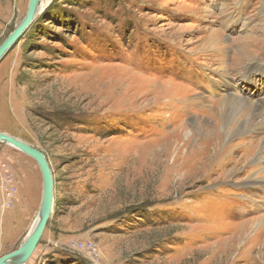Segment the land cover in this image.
<instances>
[{
    "label": "rangeland",
    "instance_id": "obj_1",
    "mask_svg": "<svg viewBox=\"0 0 264 264\" xmlns=\"http://www.w3.org/2000/svg\"><path fill=\"white\" fill-rule=\"evenodd\" d=\"M28 4L0 0V45ZM227 94L240 135H219L206 169ZM253 105L264 115V0H48L0 61V133L40 151L54 183L26 264H251L264 247V190L241 188L264 177L260 119L240 130ZM194 169L210 177L190 182ZM41 198L35 161L0 143V258Z\"/></svg>",
    "mask_w": 264,
    "mask_h": 264
},
{
    "label": "water",
    "instance_id": "obj_2",
    "mask_svg": "<svg viewBox=\"0 0 264 264\" xmlns=\"http://www.w3.org/2000/svg\"><path fill=\"white\" fill-rule=\"evenodd\" d=\"M37 5L38 0H29L24 19L0 45V61L33 22L36 16ZM0 143L13 148L34 160L42 178V198L38 211V219L36 218L37 220L31 227L20 247L16 251L0 258V264H26L36 250L52 214L54 203L53 178L46 158L40 151L3 133H0Z\"/></svg>",
    "mask_w": 264,
    "mask_h": 264
},
{
    "label": "bare ground",
    "instance_id": "obj_3",
    "mask_svg": "<svg viewBox=\"0 0 264 264\" xmlns=\"http://www.w3.org/2000/svg\"><path fill=\"white\" fill-rule=\"evenodd\" d=\"M47 1L48 0H38V5H37V9H36V15L40 13L41 9L47 4ZM250 52L253 53L254 51L251 50ZM241 104H242V101L239 100V99H237L234 95H228V94L225 95V97H224V99L222 101V106H220V107H222V108H220L221 109V112H218L217 113V117L215 119V123L211 127V130L209 132H207L214 139H213V141L211 143V147L204 153V156H203L206 159V161H210L209 164H207L205 166L206 169L208 168V166H210V165L212 166V164L215 165L217 163V159L219 157V156H217L218 153H219L218 148L220 147V144H221V138H220L219 135H222L223 138L225 137V139L235 138L236 136H239L240 135V133L234 132L233 129L231 130L229 128V123L232 122V119H234V117H237V112H235V109H237L238 107H240ZM261 111L262 110H260V111L258 110V107L256 105H253L252 106V110L250 112L251 116L249 117V119H247L243 123V125H242V127L240 129L243 133H251V132L255 131L254 127L256 126V124H253V119L256 118V117H258L260 119V122H261L260 123V128H264V115H263V112H261ZM239 116H238V118H239ZM212 122H214V121L212 120ZM255 147H257V144L255 142H249V143H247V145H245V148L243 150L244 151V154H245L243 157L246 159L247 158V154L252 150V148H255ZM263 147H264V142L261 143V150L263 149ZM256 156H258V155H256ZM254 158H255L254 161L256 163H260L262 160H264V158H261V157H259V158L258 157H254ZM215 159H216V161H214ZM243 161H245V160H243ZM259 171H264V166L263 167H260L259 168ZM208 172H210V170ZM197 174H198L197 171H195V169H194L191 172L190 178L188 180L190 182L193 181V183L195 181L203 183L206 179H208L210 177V174L211 173H209L207 175H198V177H197ZM248 174L249 175H247L245 177V179H244V181H243V183L241 185V188H245L246 187V188L249 189L250 187H258L259 186V187H262V189L264 190V177L263 178L255 177L256 172H252V173L249 172ZM225 176H226L227 179H229L230 177H232L231 173H228ZM255 189H259V188H255ZM37 219H38V215H37ZM243 236H245V235H243ZM260 251H258L256 257L253 260H250L251 261V264H264V247L262 249H260ZM220 252H222V250ZM218 258H219L218 260H221L223 257L220 254V255H218ZM235 263H236L235 258L233 260L227 262V264H235Z\"/></svg>",
    "mask_w": 264,
    "mask_h": 264
},
{
    "label": "built area",
    "instance_id": "obj_4",
    "mask_svg": "<svg viewBox=\"0 0 264 264\" xmlns=\"http://www.w3.org/2000/svg\"><path fill=\"white\" fill-rule=\"evenodd\" d=\"M8 197H9V199L12 198V197H13V194H9V195H7L6 199H7Z\"/></svg>",
    "mask_w": 264,
    "mask_h": 264
},
{
    "label": "flooded vegetation",
    "instance_id": "obj_5",
    "mask_svg": "<svg viewBox=\"0 0 264 264\" xmlns=\"http://www.w3.org/2000/svg\"><path fill=\"white\" fill-rule=\"evenodd\" d=\"M52 213H53V211H52Z\"/></svg>",
    "mask_w": 264,
    "mask_h": 264
}]
</instances>
